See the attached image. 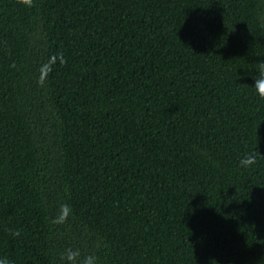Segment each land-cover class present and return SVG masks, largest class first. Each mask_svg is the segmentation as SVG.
Masks as SVG:
<instances>
[{"label":"trees","instance_id":"1","mask_svg":"<svg viewBox=\"0 0 264 264\" xmlns=\"http://www.w3.org/2000/svg\"><path fill=\"white\" fill-rule=\"evenodd\" d=\"M260 61L264 0H0V256L264 264Z\"/></svg>","mask_w":264,"mask_h":264},{"label":"clouds","instance_id":"2","mask_svg":"<svg viewBox=\"0 0 264 264\" xmlns=\"http://www.w3.org/2000/svg\"><path fill=\"white\" fill-rule=\"evenodd\" d=\"M19 3L32 8L34 6V0H18ZM256 76L253 77L254 83L252 88L255 94L264 100V61H260L256 67ZM43 83V81H39ZM258 162L256 153H248L240 160L239 165L242 168H252ZM72 214V209L69 205L63 204L60 206L57 215L52 219V223L55 225L65 224L68 218ZM10 235L15 238L20 236V230H9ZM63 264H97V258L94 255H86L81 259V253L79 249L68 248L61 256ZM0 264H12L11 260L7 256H0Z\"/></svg>","mask_w":264,"mask_h":264}]
</instances>
